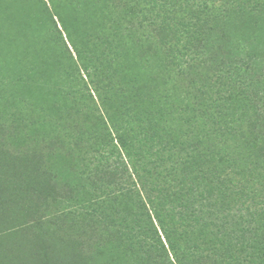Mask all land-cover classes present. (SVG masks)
Returning <instances> with one entry per match:
<instances>
[{
    "label": "rangeland",
    "instance_id": "rangeland-1",
    "mask_svg": "<svg viewBox=\"0 0 264 264\" xmlns=\"http://www.w3.org/2000/svg\"><path fill=\"white\" fill-rule=\"evenodd\" d=\"M66 4L96 44L62 22ZM184 20L202 33V57L157 36ZM130 31L146 57L106 43ZM256 92L264 0H0V264H13L10 248L27 239L46 242L41 264L246 262L247 253L221 249L219 225L261 232L247 241L263 252L264 138L248 125ZM28 148L56 177L46 203L34 201L40 208L32 190L23 207L11 204L25 189L16 169ZM109 149L120 183L96 175ZM182 169L193 171L187 188ZM180 189L188 211L174 202Z\"/></svg>",
    "mask_w": 264,
    "mask_h": 264
},
{
    "label": "trees",
    "instance_id": "trees-1",
    "mask_svg": "<svg viewBox=\"0 0 264 264\" xmlns=\"http://www.w3.org/2000/svg\"><path fill=\"white\" fill-rule=\"evenodd\" d=\"M59 11L58 12H59L60 19L62 20V22L67 23V25H69L71 27V29L75 28L76 36H78V38L80 36V39H82L83 41H85V43L88 44L87 47L90 46L89 43L90 44L95 43L93 41V37H92L93 35H91V33L83 34L81 32L80 25L78 24V22L81 21V19H79L76 15H73L74 10L71 8V6L66 4L63 7V9L59 10ZM166 13H169V10H166ZM125 16L126 15H124V17ZM124 17H123V19H124ZM191 17H194V16L191 15ZM111 21L113 24H117V22L113 21V18ZM184 21L185 22L182 21L180 24H179V22L174 21V23L172 25V27H174V28H171L170 30H168V27H166L164 29H162V28L159 29L157 36L160 39V41H166V42L170 41V43H173V40L179 38V40H176V41H180V43L175 44L173 46L174 53H178V54L182 53L183 54L184 52H191V53L194 52L195 57H197L198 55H200L202 57V54L204 51H202L200 53L197 50V42L198 41L206 49V46L202 43V40H201L202 33L200 30L192 27L193 22L187 23L186 20H184ZM205 23H207V22H205ZM121 25H124V24L121 23ZM180 38L185 39L186 43H184L185 40L181 41ZM86 39H90L91 41L88 42ZM105 40H106V38H105ZM117 40L120 41V43L122 44L121 48L125 47L123 51L124 52L127 51V53L124 56L125 58H127L126 55H130V56L132 55L134 57L142 58V57H146L145 55L149 54V49H148L147 54H145V53H144V55L141 54V53H143V51L141 49L143 47L142 46L143 44L141 45V43L135 39L134 33L131 31H130V33L127 32L124 36H113V38H111L110 41H108L106 43L109 45H113V42H115ZM99 41H100V39L98 40V42ZM102 41H104V39ZM181 42L183 44H181ZM213 57L215 58V56H213ZM213 57H210V62H211L210 65H212V66H214V61H213L214 58ZM204 60L209 61L208 58H205ZM262 60L263 59L260 58L258 62H262ZM124 61H126V60H124ZM63 65H65V63ZM101 89L104 90V87ZM243 91L247 92L246 90H243ZM116 95H117V90H111V94L109 97L115 98ZM263 95H261L258 92L253 93L252 97H251V101H250L251 102L250 106H252L255 109V111H253V110L251 111L249 108L250 112L254 113L256 118L252 119L251 124H248V125L252 129L251 130L252 133H254L255 135H258L260 133V135H261L260 138H264V119H262V120L258 119L259 117H264V102L262 101L264 98ZM137 99H138V97L135 96L134 99H132V103H134V104H135V102L137 103ZM257 101H260V103L258 104ZM116 103H117V101H116ZM146 103L147 102L144 103V106H146ZM135 105L138 109L141 107L140 104L139 105L135 104ZM240 116H242V115H240ZM242 119H247V118H242ZM126 123L128 124V121ZM101 126L104 129L106 127H109V125L107 124L106 121L101 122ZM119 143L123 147H127L126 145H128L127 140L125 138H120ZM103 144L105 146H107L105 143H103ZM30 152L31 151L29 148L25 149V156L23 157V161H21L20 168L17 167V169H16V172H19L20 170L23 172V173H20V174H24V177L21 176V177H23L22 183H23L25 189L29 188V191L27 190V192H25V189H24L23 194L20 193L19 191H18V193H16V197H18L16 199L17 203L16 204L13 202L11 203L15 207H17V206L23 207L24 206L23 202H26V200L29 199V197H27V194H30V190L34 191L33 194L35 196L34 197L32 195V197L30 198V202L32 204L34 203L35 200L41 201L43 199V202H45L46 198H48L49 196L51 197L54 194V189H53L54 187H53L51 182H53V180H56V177L51 176V174L48 172L45 173L42 171L41 157H39V159H38V157L28 158V155H30ZM105 152H106L105 154H107V151H105ZM91 153L93 154V156L95 155V152L88 149V151L86 152V155H90ZM113 154H114L113 151L111 149H109L108 156L105 158V161L103 164V169L99 170L98 173H96V175H98L102 181H108L110 184L120 183V181L122 179V176H121L122 174L120 173L119 168L115 164H113V162L111 161L112 156H114ZM144 154H145V152H144ZM144 160H146L145 156H144ZM186 165L193 166L194 162L191 159L190 162L187 163ZM173 169L174 168L171 167V170H173ZM188 171L193 174V171L187 170L185 172L182 169L180 171V173H183L184 177L182 178V180L178 178L179 182L182 183L185 188L188 187L187 185H190L189 183L186 184L185 180L188 179V177L190 178L192 175ZM14 193H15V191H14ZM174 202L180 203V205L183 207L184 211L185 210L188 211L189 209H191V206H192V202H191L190 198L188 196L186 197L185 195H183L181 189L179 190L178 193L175 194ZM33 205L36 206L37 208L43 207L42 204L39 205V203L38 204L34 203ZM146 206H147V204H146ZM33 211L31 213V215L34 214ZM218 211L226 214L227 218L229 216V214H227V211L229 213H231V210L228 208H225V207H221L220 209H218ZM15 220H16V218H15ZM235 224H237V223H235ZM240 227H241V232H240V234H238L234 229H231L229 227L223 229V225L216 226V234L219 238L221 249H222V247L230 248V249L233 248L236 253H237V249H238V250H240V253L238 255L239 257H242L244 253H247L248 257L246 259V262H243V263L242 262H236L235 264H264V251L263 252H256L255 250H253L255 247L254 244L247 241L248 238H254V237L260 238L261 232L254 231L253 229L250 228V226L242 228V225H240ZM19 242H21V241H17L10 248L11 254H13V259L16 258V260H12L13 264H24V263L41 264L42 260H44V259H47L44 263H47L49 261L50 255L46 256L45 253L43 252V250L41 249V246L45 245L46 242L38 243L35 240L27 239V240H24L23 242H21V244L17 246V244ZM249 245H253V247H250ZM250 251H252V252H250ZM36 257H38V258H36ZM223 257L224 256H221V259L223 262L221 260H218L219 263L220 264H227V262H226L227 260L224 259ZM83 260L84 259H82V261ZM79 261H80V259H79ZM79 261H77V264H81V262H79ZM29 262H32V263H29Z\"/></svg>",
    "mask_w": 264,
    "mask_h": 264
}]
</instances>
